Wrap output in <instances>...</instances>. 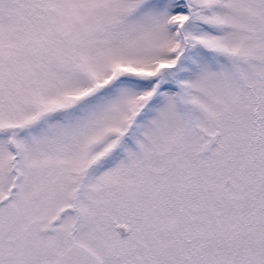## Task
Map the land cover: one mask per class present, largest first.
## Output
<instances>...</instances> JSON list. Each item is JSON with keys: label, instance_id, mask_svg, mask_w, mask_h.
I'll return each mask as SVG.
<instances>
[{"label": "snow or ice", "instance_id": "snow-or-ice-1", "mask_svg": "<svg viewBox=\"0 0 264 264\" xmlns=\"http://www.w3.org/2000/svg\"><path fill=\"white\" fill-rule=\"evenodd\" d=\"M0 264H264V0H0Z\"/></svg>", "mask_w": 264, "mask_h": 264}]
</instances>
